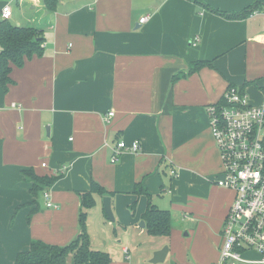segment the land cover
<instances>
[{
    "label": "crops",
    "instance_id": "crops-1",
    "mask_svg": "<svg viewBox=\"0 0 264 264\" xmlns=\"http://www.w3.org/2000/svg\"><path fill=\"white\" fill-rule=\"evenodd\" d=\"M255 1L57 0L51 8L45 0H0V8L11 7L10 26L41 31L43 39L42 55L25 59L20 68L12 66L13 83L6 92L0 87V264H15L34 240L57 246L71 242L80 231L78 195L92 182L107 192L95 196L87 213L93 249L100 250L92 216L101 231L110 223L123 237L142 231L148 199L135 189L143 188L159 210L168 189V194L205 197L170 214L171 244L159 264L218 261L221 229L234 195L213 183L221 166L207 107L231 85L250 96L255 84L261 100L249 101L262 102L264 19L222 15L240 13ZM143 16L149 19L139 24ZM195 37L199 42L192 46ZM109 112L114 115L105 122ZM120 141L126 146L137 141L139 150L110 163ZM62 166L67 167L64 174ZM29 169L38 177L56 178L47 190L56 208H47L42 194H30L31 183L22 176ZM171 169L177 173L173 181ZM103 197L111 200L113 222L104 214ZM192 214L203 218L204 226L188 229L183 216L193 223ZM140 221L143 228L137 226ZM191 234L198 243L183 255L174 241ZM150 237L153 253L163 248L160 238L165 236ZM119 252L126 262H116L107 252L110 264H128L126 243ZM246 257L259 258L254 253Z\"/></svg>",
    "mask_w": 264,
    "mask_h": 264
},
{
    "label": "built area",
    "instance_id": "built-area-1",
    "mask_svg": "<svg viewBox=\"0 0 264 264\" xmlns=\"http://www.w3.org/2000/svg\"><path fill=\"white\" fill-rule=\"evenodd\" d=\"M11 14L9 3H5L0 8V22L8 21ZM246 17L264 19V5L253 6ZM148 19V16L141 17L139 24ZM262 40L264 43V29ZM198 42L195 37L191 44L196 46ZM260 89V104L250 103L243 87L231 85L219 102L207 107L209 129L221 166L219 177L213 183L234 195L223 221L219 258L215 264H264V79ZM113 115L109 112L103 120L107 122ZM138 150L137 141L130 146L120 141L113 147L109 161L116 163L122 153ZM66 170L67 167L62 166L59 172L64 174ZM169 173L177 176L173 169ZM42 197L47 208H56L49 201L48 191H44ZM247 253L259 258L249 259ZM124 254L127 259L126 249Z\"/></svg>",
    "mask_w": 264,
    "mask_h": 264
},
{
    "label": "trees",
    "instance_id": "trees-1",
    "mask_svg": "<svg viewBox=\"0 0 264 264\" xmlns=\"http://www.w3.org/2000/svg\"><path fill=\"white\" fill-rule=\"evenodd\" d=\"M260 1H255L252 6L240 13L221 14L228 19L244 18L249 9ZM45 2L48 7L53 8L57 0H45ZM206 8L208 7L206 6ZM213 12L218 13L215 10ZM42 41L41 31L32 28L12 27L7 21L0 22V87L3 92H6L8 86L13 83L9 78L12 66L20 68L25 59H29L33 55L41 56L43 53ZM201 64V62L193 63L189 68V73L195 71ZM22 176L26 182L31 183L29 191L33 197L47 191L56 181L55 177H38L31 169L22 171ZM138 188L135 189L136 192L145 194L148 199V206L142 215L147 234L152 237H168L171 232L170 213L156 209L150 203V195L143 188ZM104 195H107V192L92 182L89 191L78 195L80 231L77 236L64 246L45 244L39 240L31 241L29 250L17 255L15 264H69V261L72 264H110L109 254L93 249L86 232L87 213L95 204V196Z\"/></svg>",
    "mask_w": 264,
    "mask_h": 264
},
{
    "label": "rangeland",
    "instance_id": "rangeland-1",
    "mask_svg": "<svg viewBox=\"0 0 264 264\" xmlns=\"http://www.w3.org/2000/svg\"><path fill=\"white\" fill-rule=\"evenodd\" d=\"M252 89L250 91V101L259 103L261 100L260 93L256 91V85L252 84ZM258 89V88H257ZM259 90V89H258ZM175 179V177H172V181ZM168 190V189H167ZM166 190V193L163 194L161 199H163L164 203H160L159 208H164L165 210H168L171 214V216H175V213L180 214L184 208L193 207L194 205H197L199 201H197L199 197L204 198L205 195L198 192H182V193H169ZM161 209V210H162ZM193 223H190V218L188 216H183V221L185 225L188 227V229H196L198 226L202 227L204 226V219L198 217L195 214L191 215ZM92 229L95 231L97 236V246L100 247V250H103L105 252H108L112 258L116 259V262H126L123 260L120 252L119 247L122 244H127V246L130 249V261H128V264H150L149 256L150 254L153 255V238H151L148 234H146V229L144 228L142 231H140L138 228L135 232L125 235L124 237L121 235V230H119L116 226V231L114 232V226L110 223V225L104 227L101 231V225L99 224L98 220L92 216ZM174 219V217H173ZM172 219V220H173ZM185 219V220H184ZM194 219V220H193ZM90 223V222H89ZM141 221L137 224V226H140ZM140 228V227H139ZM143 228V227H142ZM100 229V231H99ZM131 229V228H130ZM130 229L127 230L130 231ZM101 237V238H100ZM121 241V243H119ZM160 241L163 242L164 246L169 247V237L160 238ZM179 250L182 252L183 255H185L186 251L195 250V245L198 243L197 239L193 238V235L191 234L189 237L183 239H179L174 241ZM163 246V247H164ZM192 264H194L193 259H190Z\"/></svg>",
    "mask_w": 264,
    "mask_h": 264
},
{
    "label": "water",
    "instance_id": "water-1",
    "mask_svg": "<svg viewBox=\"0 0 264 264\" xmlns=\"http://www.w3.org/2000/svg\"><path fill=\"white\" fill-rule=\"evenodd\" d=\"M47 130V129H46ZM102 207L104 214L110 222L114 221L113 213L111 210V200L109 197H103L102 199ZM140 226L144 227V223L141 222ZM168 253V248L167 246H164L162 249L155 251L152 255V258L150 259V264H159L162 263L163 260L165 259L166 255Z\"/></svg>",
    "mask_w": 264,
    "mask_h": 264
}]
</instances>
